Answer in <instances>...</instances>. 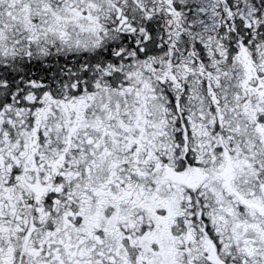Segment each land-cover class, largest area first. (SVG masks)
Instances as JSON below:
<instances>
[{"label":"snow or ice","instance_id":"1","mask_svg":"<svg viewBox=\"0 0 264 264\" xmlns=\"http://www.w3.org/2000/svg\"><path fill=\"white\" fill-rule=\"evenodd\" d=\"M0 264H264V0H0Z\"/></svg>","mask_w":264,"mask_h":264}]
</instances>
